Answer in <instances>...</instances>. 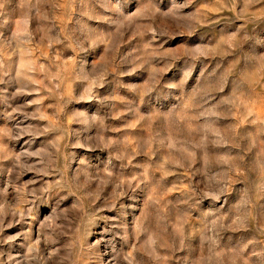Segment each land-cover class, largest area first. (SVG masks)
<instances>
[{"label": "rangeland", "instance_id": "rangeland-1", "mask_svg": "<svg viewBox=\"0 0 264 264\" xmlns=\"http://www.w3.org/2000/svg\"><path fill=\"white\" fill-rule=\"evenodd\" d=\"M0 264H264V0H0Z\"/></svg>", "mask_w": 264, "mask_h": 264}]
</instances>
